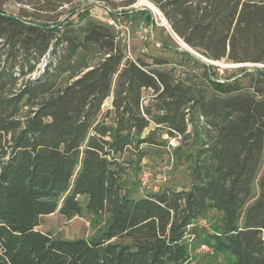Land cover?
<instances>
[{"label": "trees", "instance_id": "trees-1", "mask_svg": "<svg viewBox=\"0 0 264 264\" xmlns=\"http://www.w3.org/2000/svg\"><path fill=\"white\" fill-rule=\"evenodd\" d=\"M13 1L15 14L0 0V264H202L201 243L229 264H264V69L253 91L210 70L201 87L167 58H127L91 0ZM149 1L206 58L264 64V0ZM136 12L155 26L149 9ZM163 130L181 138L173 154L190 186L136 196L120 157L140 164ZM57 211L106 214L104 230H39ZM210 211L220 221L201 227Z\"/></svg>", "mask_w": 264, "mask_h": 264}, {"label": "rangeland", "instance_id": "rangeland-1", "mask_svg": "<svg viewBox=\"0 0 264 264\" xmlns=\"http://www.w3.org/2000/svg\"><path fill=\"white\" fill-rule=\"evenodd\" d=\"M129 0H91L92 14L101 20H113V26L120 40L121 46L127 58H142L147 62H152L151 57L160 56L167 58L169 64L166 68H173L178 76L192 80L198 86H208L207 71L222 79L238 80L240 84L248 90L250 85L257 81L255 70L264 69L262 63H231L226 60L210 61L195 55H184L181 47L184 46L183 40L177 36L170 28L168 21L162 15L161 11L149 0H136L131 5H125ZM150 2L155 8L148 6ZM20 5L13 0L6 3V9L9 13H18ZM140 9H151L155 26L151 24L148 14L142 16L136 11ZM128 12L130 17H111L112 12ZM181 40V41H180ZM209 64V65H208ZM249 71V72H248ZM251 91H253L250 88ZM151 91L147 92L150 97ZM208 90V94H211ZM111 98H108L103 108L111 106ZM148 102V99L146 100ZM159 140L161 145L146 149L147 154L140 164L137 163L135 155L132 152H126L120 157V162L125 170L124 178L127 188L136 196L146 194L148 192H156L164 187L171 186L175 188H188L190 186L191 177L188 163H179L173 154V150L179 146H183L181 138L178 136L174 139L164 130L161 131ZM174 142V146L171 144ZM198 145L192 144L191 149L196 150ZM190 149V148H188ZM190 149V150H191ZM151 168L155 174L151 189H143L140 185V176L143 168ZM162 176L165 180H160ZM258 183L255 184V193H258ZM81 203L85 206V199L80 198ZM106 214L100 217H94L90 214L84 216H75L72 219H66L58 211L43 217L42 223L38 229L43 232L52 234L57 239L76 240L83 238H94L102 234ZM210 226L217 224L221 219V214L216 211H210L207 217ZM211 228V227H210ZM200 245H194L192 254L194 258L201 261L202 264H229V260L222 254L215 253L212 247L209 251L203 250Z\"/></svg>", "mask_w": 264, "mask_h": 264}, {"label": "built area", "instance_id": "built-area-1", "mask_svg": "<svg viewBox=\"0 0 264 264\" xmlns=\"http://www.w3.org/2000/svg\"><path fill=\"white\" fill-rule=\"evenodd\" d=\"M107 21H108V23L110 25L114 24L113 20L108 19ZM174 139H177V138H174ZM171 144L173 146L175 145L174 142H171ZM153 179L155 180L154 171L151 168H148V167L147 168H143V170L141 172V176H140V185H141V187L143 189L150 190ZM159 179L160 180H165V178H163L162 176H160ZM198 224L201 227L210 228V224H209V221H208L207 218H200L199 221H198ZM201 247H202L203 250H206V251L210 250V248L206 244H203Z\"/></svg>", "mask_w": 264, "mask_h": 264}, {"label": "water", "instance_id": "water-1", "mask_svg": "<svg viewBox=\"0 0 264 264\" xmlns=\"http://www.w3.org/2000/svg\"><path fill=\"white\" fill-rule=\"evenodd\" d=\"M151 10V9H150ZM184 42V41H183ZM184 44H185V46H182L181 47V50L182 51H184V52H188V53H191V54H193V55H195L196 57H198V58H201V57H203V58H205L206 60H210V59H208V58H206L205 56H203V55H201L200 53H198L196 50H194L192 47H190L188 44H186L185 42H184ZM211 61V60H210ZM209 65V64H208ZM256 71V70H255ZM249 72V71H248Z\"/></svg>", "mask_w": 264, "mask_h": 264}, {"label": "bare ground", "instance_id": "bare-ground-1", "mask_svg": "<svg viewBox=\"0 0 264 264\" xmlns=\"http://www.w3.org/2000/svg\"><path fill=\"white\" fill-rule=\"evenodd\" d=\"M144 1V0H143ZM146 1V0H145ZM147 3L149 4L148 6H151L152 8H155V6H153L150 2L147 1ZM181 41V40H180ZM185 46V44H183Z\"/></svg>", "mask_w": 264, "mask_h": 264}, {"label": "crops", "instance_id": "crops-1", "mask_svg": "<svg viewBox=\"0 0 264 264\" xmlns=\"http://www.w3.org/2000/svg\"><path fill=\"white\" fill-rule=\"evenodd\" d=\"M111 102H112V98H111Z\"/></svg>", "mask_w": 264, "mask_h": 264}]
</instances>
